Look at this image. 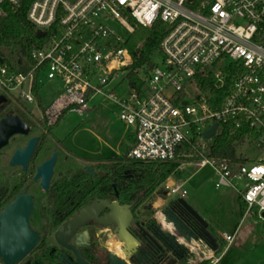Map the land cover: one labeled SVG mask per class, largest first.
<instances>
[{
	"label": "built area",
	"instance_id": "1",
	"mask_svg": "<svg viewBox=\"0 0 264 264\" xmlns=\"http://www.w3.org/2000/svg\"><path fill=\"white\" fill-rule=\"evenodd\" d=\"M23 0H0V17L18 11ZM28 21L42 34L25 71L0 62V94L36 104L52 126L70 113L84 115L110 102L134 145L125 154L141 163L211 167L216 188L233 189L247 206L264 214V0H34ZM117 22L131 37L157 22L166 27L158 52L162 63L145 67L140 88L123 98L118 89L129 76L133 57L127 43L108 26ZM210 79L211 85L201 82ZM231 85L221 106L208 96ZM58 85L61 94L46 100L41 86ZM101 99L100 105L90 104ZM215 124L210 139L204 134ZM227 129L246 131L254 159L235 165L205 154ZM186 183V182H185ZM183 184L166 186L174 200H186ZM242 185V189L239 187ZM263 219V218H262ZM220 238L228 246L235 235ZM189 264H221L225 252L202 241L184 242Z\"/></svg>",
	"mask_w": 264,
	"mask_h": 264
},
{
	"label": "flooded vegetation",
	"instance_id": "2",
	"mask_svg": "<svg viewBox=\"0 0 264 264\" xmlns=\"http://www.w3.org/2000/svg\"><path fill=\"white\" fill-rule=\"evenodd\" d=\"M67 115L50 126L42 111H29L21 100L0 94V135L5 130L18 132L0 149V214L13 205H16L17 212H26L31 204L29 224L39 237L36 247L20 264H79L78 255L88 264H109L111 254L126 264H136L134 260L125 257L124 246L117 239L116 226H103L95 219L79 228L69 239L66 236L60 240L57 238L58 232L66 223L96 201L118 202L121 206L132 205L134 218L130 233L145 250L140 264H165L174 259L179 264H189L188 251L184 247L172 248L174 242L160 232V229L167 227L164 219L159 220L157 227L141 223L137 219L136 212L141 206L139 203L142 193L136 190L130 192L127 198L126 179L132 174L127 171L125 155L116 158L81 157L69 150L64 141L55 137L54 132ZM33 140H37V143L26 164L13 165L14 155L19 150H26ZM1 144L3 142L0 140ZM54 155L56 161L52 167L53 172L48 179V187H45L43 181L46 173L43 171L40 174V168L50 162ZM78 160L84 163L83 167H77ZM66 164L75 165V170L61 172L60 168ZM112 164L118 167L117 174L111 172ZM89 168L95 175L89 173ZM79 175L91 179L95 188L90 196L85 199H80L77 193L69 197L59 196L62 191L59 187L64 183L73 184ZM108 212L103 211L99 218H103ZM163 213L165 218L176 221L174 230L184 242H188L187 239L193 241L199 236V227L181 206L171 202ZM110 241L117 245L119 251L116 247L112 248ZM0 264H5L1 258Z\"/></svg>",
	"mask_w": 264,
	"mask_h": 264
},
{
	"label": "rangeland",
	"instance_id": "3",
	"mask_svg": "<svg viewBox=\"0 0 264 264\" xmlns=\"http://www.w3.org/2000/svg\"><path fill=\"white\" fill-rule=\"evenodd\" d=\"M108 26L125 42L130 40L131 33L121 24L109 22ZM153 58L156 64L161 65L162 56L159 52L155 53ZM122 79L125 80L124 84L117 92L120 98L125 97L130 89L127 75ZM41 88L46 100H53L61 94V88L58 85L45 83ZM100 102L101 99L95 100L90 104V108L100 105ZM26 107L29 111L39 112L36 104H27ZM54 135L57 139L64 141L66 147L73 153L86 158H116L118 153L126 154L129 145H134L135 142L129 130L119 119V109L110 102H103L99 109L84 115L68 114ZM254 152L256 148L249 140L238 149L240 157L251 158V160L255 157ZM76 162L77 167H83L82 161ZM181 163H177L178 168L148 196L142 193L141 206L136 212L137 219L141 223H149L156 227L161 218L166 223L163 210L174 202L166 186L172 182L177 184L186 182L184 185V190L188 194L186 201L201 217H207L217 227L212 234L218 239L220 251L225 252L221 264H224V261L228 264H264V219L257 214V210L254 209L246 215V209H241L238 194L233 189L224 187L217 189L218 179L211 167L185 168ZM75 168V165L66 164L60 168V171L68 172ZM239 188L242 189V185ZM125 189L127 192L126 184ZM167 227L160 229V232L165 234L168 240L185 244L176 232V235L172 234L173 225L167 224ZM236 229H238L237 234ZM223 234L235 235L232 245L228 246L220 238ZM110 242L113 248L115 243ZM183 247L187 249L185 245Z\"/></svg>",
	"mask_w": 264,
	"mask_h": 264
},
{
	"label": "trees",
	"instance_id": "4",
	"mask_svg": "<svg viewBox=\"0 0 264 264\" xmlns=\"http://www.w3.org/2000/svg\"><path fill=\"white\" fill-rule=\"evenodd\" d=\"M33 1L23 0L21 9L18 11L9 10L7 16L0 17V62L19 68L21 71L28 68L31 51L43 43L41 38H37L36 29L27 18L29 7ZM165 35L166 27L163 23L157 22L151 29L140 28L128 41L127 48L133 57V64L129 67L130 73L128 76L132 87H141L139 74L145 67L151 68L154 66L153 55L158 52ZM231 83L229 79L224 90H215L208 96L213 108L221 106ZM201 85L202 87L211 85L210 79L202 81ZM246 133V131H238L233 134L224 129L211 145L205 157L230 159L235 165H246L247 161L238 155V149L246 142ZM126 161L127 171L132 174L131 177L128 176L126 179L127 198H129L131 190L132 192L139 190L140 193L148 196L178 168L177 163H141L127 159ZM111 172L117 174L118 167L112 164ZM90 180L83 175H79L78 178H75L73 184L72 182L64 183L59 187L62 190L59 196L69 197L77 193L80 199L89 197L95 188ZM139 205H141V201Z\"/></svg>",
	"mask_w": 264,
	"mask_h": 264
},
{
	"label": "water",
	"instance_id": "5",
	"mask_svg": "<svg viewBox=\"0 0 264 264\" xmlns=\"http://www.w3.org/2000/svg\"><path fill=\"white\" fill-rule=\"evenodd\" d=\"M37 38H42V34L38 33ZM218 129V125L215 124L210 130L204 134L205 139L212 138ZM4 130V129H3ZM16 131H6L0 135V140L3 144L0 145V149L7 145L8 139L17 134ZM37 140H33L29 143L26 150H19L13 158V165L16 163H25L31 157ZM56 161V155L53 159L40 168V174L44 171L45 178L43 184L48 187V179L52 175V167ZM89 173L95 175V173L89 168ZM174 204L181 206L194 220L199 227L198 237L196 241H202L206 243L213 251H218L219 245L217 238L209 230V225L206 220L201 217L193 207L184 199H178L174 201ZM16 205L10 206L5 212L0 214V258L5 264H20L24 258L36 247L39 237L30 228L29 220L31 214V204L29 210L19 213L16 211ZM108 210L109 212L103 217L99 218V215ZM21 214V215H20ZM132 205L121 206L118 202L112 201H96L92 205L85 207L80 211L72 221L66 223L57 234V238L72 237L76 231L83 227L87 222L95 219L100 225L103 226H116V234L118 241L124 246L123 253L126 258L134 260V263L140 264L145 250L141 248V243L130 233V228L133 221ZM264 219V214L262 216ZM166 223L173 225L175 228L176 221L170 220L166 217ZM179 232V229H177ZM191 242L190 239H187ZM183 248V245L174 241L172 248ZM72 248V247H70ZM186 249V248H185ZM79 264L86 263L80 255H78ZM109 264H126L123 260L117 256L111 254ZM165 264H179L177 259L170 260Z\"/></svg>",
	"mask_w": 264,
	"mask_h": 264
},
{
	"label": "crops",
	"instance_id": "6",
	"mask_svg": "<svg viewBox=\"0 0 264 264\" xmlns=\"http://www.w3.org/2000/svg\"><path fill=\"white\" fill-rule=\"evenodd\" d=\"M97 109H99V108H97ZM133 146V144H131V145H129V147H128V151L131 149V147ZM127 151V152H128ZM126 152V153H127ZM122 156V155H125V153L123 154H120V153H118V156ZM238 203H239V205H240V207H241V209H246V211H247V206L242 202V200L240 199V197L238 196ZM246 213V212H245ZM203 218L206 220V222L208 223V225H209V228H210V231L211 232H215V230H216V225H215V223H213V222H211L207 217H204L203 216ZM237 230L238 229H236V231H235V233L237 234ZM234 235V234H233ZM237 237V236H236ZM224 264H228L227 262H225L224 261Z\"/></svg>",
	"mask_w": 264,
	"mask_h": 264
},
{
	"label": "bare ground",
	"instance_id": "7",
	"mask_svg": "<svg viewBox=\"0 0 264 264\" xmlns=\"http://www.w3.org/2000/svg\"><path fill=\"white\" fill-rule=\"evenodd\" d=\"M173 235H176L175 231L172 233ZM181 241V240H180ZM182 243V242H181ZM114 247H116L117 249V245L115 244ZM115 249V248H114ZM118 250V249H117ZM119 251V250H118ZM120 255H122V253H120Z\"/></svg>",
	"mask_w": 264,
	"mask_h": 264
}]
</instances>
